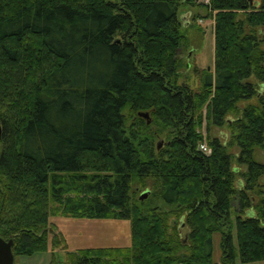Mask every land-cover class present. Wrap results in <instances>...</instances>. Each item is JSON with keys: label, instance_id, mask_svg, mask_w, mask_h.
<instances>
[{"label": "trees", "instance_id": "1", "mask_svg": "<svg viewBox=\"0 0 264 264\" xmlns=\"http://www.w3.org/2000/svg\"><path fill=\"white\" fill-rule=\"evenodd\" d=\"M256 1L0 0V238L14 257L51 243L65 264H216L218 233L221 264L264 261ZM190 7L213 24L212 70L182 56L188 31L204 33L198 14L182 20ZM55 217L127 220L130 243L66 251Z\"/></svg>", "mask_w": 264, "mask_h": 264}, {"label": "rangeland", "instance_id": "2", "mask_svg": "<svg viewBox=\"0 0 264 264\" xmlns=\"http://www.w3.org/2000/svg\"><path fill=\"white\" fill-rule=\"evenodd\" d=\"M249 1L254 2V5H258L256 0ZM200 2L202 0H199ZM182 11L181 17L184 22H192V16L198 14L199 18L196 22L204 28L203 34H199L195 30L188 31L191 43L182 52V56L188 59L191 68L197 67L198 69L212 70L215 53L213 24L205 18V11L200 7L182 8ZM185 72L183 71V73ZM191 74L189 73L187 83L192 89H195L198 86L197 78ZM209 133L212 137L220 139L227 131L223 128H213ZM161 139L157 141L159 142ZM254 160L264 162V152L256 149ZM246 214L255 217V212L252 210L247 211ZM50 223L56 227V233H60L65 239L66 251H74L86 247H123L128 246L130 243V227L127 220H82L55 217L50 219ZM51 237L52 233H49V238L51 239ZM219 242L220 235L218 233L214 234L212 236V258L216 264H221ZM233 243L237 247L235 228L233 229ZM65 253L63 245L60 248L52 249L50 243L47 252L31 256L14 257L13 264H65ZM235 262L236 264H243L240 263L238 258ZM247 264H264V261Z\"/></svg>", "mask_w": 264, "mask_h": 264}, {"label": "water", "instance_id": "3", "mask_svg": "<svg viewBox=\"0 0 264 264\" xmlns=\"http://www.w3.org/2000/svg\"><path fill=\"white\" fill-rule=\"evenodd\" d=\"M139 116L146 119V124H150L151 120L148 113H139ZM0 137H1V128H0ZM163 146V140H159L157 144V149H160ZM148 195V191L145 190L140 193L139 200H144ZM13 240L9 239L7 241L0 238V264H13L14 256L12 253Z\"/></svg>", "mask_w": 264, "mask_h": 264}, {"label": "built area", "instance_id": "4", "mask_svg": "<svg viewBox=\"0 0 264 264\" xmlns=\"http://www.w3.org/2000/svg\"><path fill=\"white\" fill-rule=\"evenodd\" d=\"M208 0H205V2H207ZM199 149L202 151V152H209V149L206 147L205 144H200L199 145Z\"/></svg>", "mask_w": 264, "mask_h": 264}]
</instances>
